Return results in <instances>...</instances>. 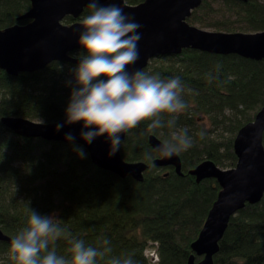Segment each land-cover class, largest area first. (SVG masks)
<instances>
[{
  "label": "trees",
  "instance_id": "trees-1",
  "mask_svg": "<svg viewBox=\"0 0 264 264\" xmlns=\"http://www.w3.org/2000/svg\"><path fill=\"white\" fill-rule=\"evenodd\" d=\"M30 8V0H0V29L27 24L24 14ZM90 11L85 8L78 18L69 15L64 22L82 20ZM187 21L213 30L261 31L264 0H202ZM80 51L70 54L77 57ZM78 63L52 61L42 69L16 75L0 68V229L12 238L31 208L42 215L54 214L61 227L87 245L103 247L100 241L109 240L112 252L103 260L98 258L97 264L129 254L135 264H187L195 254L192 243L221 187L214 177L197 181L189 170L205 159L222 168L236 164L234 138L264 103V59L193 48L151 59L144 72L181 79L188 107L176 126L187 128L194 144L179 154L180 174L172 165L153 163L159 155L149 137L153 134L163 141L169 138V129L150 133L143 123L130 130L120 151L126 161L147 164L141 181L97 166L78 142L23 136L1 121L6 116L43 122L66 117L75 80L72 70ZM209 75L217 78L210 82ZM200 112L209 115L212 128L198 124ZM146 152L151 162L144 159ZM9 245L10 241L0 240V264H12L7 258ZM69 247L64 239L56 242L59 255H69ZM153 250L157 259L150 254ZM195 259L202 256L195 254ZM214 264H264V196L230 217Z\"/></svg>",
  "mask_w": 264,
  "mask_h": 264
},
{
  "label": "water",
  "instance_id": "water-1",
  "mask_svg": "<svg viewBox=\"0 0 264 264\" xmlns=\"http://www.w3.org/2000/svg\"><path fill=\"white\" fill-rule=\"evenodd\" d=\"M31 8L24 17L31 19L27 24H15L0 29V68L9 74L32 72L44 68L52 61L79 62L78 57L70 54L81 49L78 38L82 27L79 20L63 22L68 15L78 18L89 0H30ZM202 0H143L130 4L127 0H99L101 5L115 3L124 13L134 17L142 27L138 29L139 59L128 71L143 70L153 58L179 54L183 49L193 48L212 53H236L253 59H264V30L255 32H228L209 30L187 21L192 10ZM1 121L17 134L27 137H41L46 140L67 142L71 134L74 142L85 146L92 161L99 167L112 171L121 177L132 176L143 180L147 164L143 161H126L120 151L110 155V140L101 135L87 143L81 136L88 131L83 122L65 123L66 117L53 122H43L22 116H6ZM57 125H62L57 130ZM264 103L253 120L244 124L234 138V151L237 163L231 168H222L207 159L198 164L190 173L200 181L214 177L221 189L210 208L203 227L192 243V249L202 259L196 261L192 254L187 264H214V255L219 250L230 217L243 208L246 203L261 200L264 194ZM126 134L121 133V141ZM149 142L156 150L162 142L151 134ZM246 149H249L246 151ZM156 158L153 163L159 166L173 165L181 171V158ZM0 240L10 241L9 235L0 229Z\"/></svg>",
  "mask_w": 264,
  "mask_h": 264
},
{
  "label": "clouds",
  "instance_id": "clouds-1",
  "mask_svg": "<svg viewBox=\"0 0 264 264\" xmlns=\"http://www.w3.org/2000/svg\"><path fill=\"white\" fill-rule=\"evenodd\" d=\"M87 6L91 11L79 22L83 29L78 38L82 51L76 54L79 63L72 70L75 80L65 110V123L82 121L83 127L90 129L81 133L87 143L106 135L111 142L110 155L121 147V133L126 134L143 123L150 133L169 129V138L156 147L162 158L193 147L188 129L176 126L178 116L188 107L183 99L185 88L181 79L161 78L141 69L128 71L139 59L138 29L142 25L115 3L101 5L99 0H89ZM219 70L217 65V74ZM215 78L208 76L210 82ZM60 127L57 125V130ZM199 135L203 138L204 133ZM262 135L264 129L259 132ZM66 139L72 141L73 137L67 134ZM77 152L83 157L81 149ZM144 159L151 162V154L146 152ZM59 239L70 245L69 255L57 253ZM100 244L103 247L87 245L61 227L54 214L42 215L30 208L26 222L10 240L7 258L12 264H97L98 258L103 260L112 252L109 240L104 239ZM109 264H135V261L129 254L112 257Z\"/></svg>",
  "mask_w": 264,
  "mask_h": 264
},
{
  "label": "rangeland",
  "instance_id": "rangeland-1",
  "mask_svg": "<svg viewBox=\"0 0 264 264\" xmlns=\"http://www.w3.org/2000/svg\"><path fill=\"white\" fill-rule=\"evenodd\" d=\"M196 26H198V25L196 24ZM207 29L213 30V28H207ZM196 120H197L199 125H202L203 127L207 128V129L212 128V126H213V125L211 126V124H212L211 118L206 113H203V112L198 113L196 115ZM150 254H153L152 255L153 259H155L157 257V254H156V252H154V250H153V252L150 251Z\"/></svg>",
  "mask_w": 264,
  "mask_h": 264
},
{
  "label": "bare ground",
  "instance_id": "bare-ground-1",
  "mask_svg": "<svg viewBox=\"0 0 264 264\" xmlns=\"http://www.w3.org/2000/svg\"><path fill=\"white\" fill-rule=\"evenodd\" d=\"M160 57H161V56H160ZM240 128H241V127H240ZM235 154H236V153H235ZM236 156H237V155H236ZM205 160H207V159H205ZM205 160H202L201 162H203V161H205ZM201 162H200V163H201ZM200 163H198V164H200ZM236 163H237V161H236ZM198 164H197V165H198ZM181 165H182V163H181ZM197 165H196V166H197ZM235 165H236V164H235ZM235 165H234V166H235ZM196 166H195V167H196ZM234 166H230V167H227V168H231V167H234ZM195 167L191 168L190 170L194 169ZM190 170H189V172H190ZM194 176H195V175H194ZM195 177H196V176H195ZM206 178H208V177H206ZM203 179H204V178H203ZM196 180H197V177H196ZM201 180H202V179H201ZM197 181H198V180H197ZM220 189H221V187H220ZM219 191H220V190H219ZM218 193H219V192H218ZM263 196H264V194H263ZM263 196H262V197H263ZM261 199H262V198H261ZM258 202H259V201H258ZM248 203H249V202H248ZM255 203H256V202H255ZM152 252H153V251H152ZM154 252H155V251H154ZM151 255H153V254H151ZM155 259H157V257H156Z\"/></svg>",
  "mask_w": 264,
  "mask_h": 264
},
{
  "label": "flooded vegetation",
  "instance_id": "flooded-vegetation-1",
  "mask_svg": "<svg viewBox=\"0 0 264 264\" xmlns=\"http://www.w3.org/2000/svg\"><path fill=\"white\" fill-rule=\"evenodd\" d=\"M142 1H143V0H142ZM142 1H141V2H142ZM81 14H82V13H81ZM68 16H69V15H68ZM80 16H81V15H80ZM66 17H67V16H66ZM66 17H65V18H66ZM65 18H64V19H65ZM28 19H29V22H30L31 19H30V18H28ZM77 20H79V19H77ZM79 21H81V20H79ZM63 22H64V20H63ZM65 23H66V22H65ZM69 23H72V22H69ZM69 23H68V24H69ZM76 50H77V49H76ZM172 166H173V165H172Z\"/></svg>",
  "mask_w": 264,
  "mask_h": 264
}]
</instances>
